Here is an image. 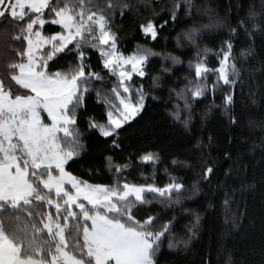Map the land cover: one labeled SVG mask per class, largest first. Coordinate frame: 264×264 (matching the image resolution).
<instances>
[{
    "label": "snow or ice",
    "instance_id": "snow-or-ice-1",
    "mask_svg": "<svg viewBox=\"0 0 264 264\" xmlns=\"http://www.w3.org/2000/svg\"><path fill=\"white\" fill-rule=\"evenodd\" d=\"M157 3L0 0V264H162L165 248L186 259L199 239L201 214L182 209L192 219L178 235L177 216L166 212L175 213L186 191L189 199L202 195L200 183L211 185L213 178L223 207L230 210L236 202L237 189L221 184L211 159L193 164L173 158L161 184L159 152L118 153L125 152L129 138L122 133L148 101L162 99L157 92L167 91L168 113L185 130L195 105L209 97L230 124L238 123V88L246 76L264 77V0L259 10L228 6L222 16L194 0H169L159 10ZM117 16L132 17L152 41L178 24L188 25L176 37L177 48L192 52L187 71L177 75L185 62L172 53L140 44L127 51ZM52 26L58 30L48 31ZM204 37L212 38L213 47ZM156 57L162 58L158 69L151 65ZM249 101L264 106V93L258 100L250 92ZM93 134L110 142L108 154L102 167L77 174L71 164L88 153L86 141ZM208 140L211 144L212 137ZM137 165H151L152 172L132 177ZM194 167L200 168V180L189 188L175 173ZM231 171L223 175L230 178ZM102 173L109 182H92ZM157 205L161 211L151 212ZM236 215L225 222L235 223ZM198 255L199 264H215L210 252L201 249ZM223 264L241 262L230 251Z\"/></svg>",
    "mask_w": 264,
    "mask_h": 264
},
{
    "label": "trees",
    "instance_id": "trees-1",
    "mask_svg": "<svg viewBox=\"0 0 264 264\" xmlns=\"http://www.w3.org/2000/svg\"><path fill=\"white\" fill-rule=\"evenodd\" d=\"M169 0H159L156 9L160 4H167ZM195 4L201 7L215 9L221 16L228 6L244 5L242 11H246L248 6L255 5L260 9L261 0H194ZM144 15L148 11L142 10ZM167 19V17H164ZM136 19H140L137 17ZM206 23V17L201 20ZM116 23L123 25L122 36L126 39L122 47L131 51L137 44L152 48L156 52L172 53L180 56L185 64L177 66V75L182 76L186 71L187 60L192 52L186 48H177L176 37L186 24H178L175 30L165 31L156 41L150 37L145 38L140 32L136 20L132 17H125L123 20L117 16ZM47 27V26H46ZM58 30L57 26L48 28V31ZM183 43V41H182ZM218 43V41H217ZM257 48H260V41L257 40ZM204 44L213 47L212 38L204 37ZM162 62L161 57L153 58L151 65L159 68ZM95 63V56H93ZM259 66L257 62V67ZM256 92L257 99L264 93V77L257 75L254 79L245 77L244 86L238 88L237 103L235 105V115L238 123H229L227 115L211 106V97L201 100L195 105V113L190 130H185L183 126L173 120L168 109L171 103L167 100V91L156 95L162 97L159 101H148V107L140 118L127 129L126 150L118 155L139 154L141 150L147 149L160 153L161 163L157 166L159 170L158 180L164 183L167 177L163 175L165 167L171 168V160H190L193 164L211 159L218 169V179L227 188L237 189L236 202L232 204L230 210H226L222 201L223 194H216L215 188L217 179L213 178L212 184L200 183L202 195L192 197L190 191H186L182 197V205H176V211L166 212V217L176 215L177 223L175 231L178 235H183L184 226L189 224L192 217L182 209H190L201 214L200 233L198 241L194 242L192 254L185 259L183 254L177 256L169 253L165 248L161 257L162 264H189L195 262L199 264V253L201 249L210 252L215 264H223L228 252H233L235 258L241 264H264V106L251 105L249 93ZM220 97L217 96L216 104H220ZM90 101V107H91ZM101 109H97V112ZM206 114V115H205ZM209 136L212 142L209 144ZM201 147L197 148V143ZM89 146L88 153L78 162L71 164L70 170L75 169L77 174L86 173L89 168L102 167L103 157L108 153L105 151L107 143L98 134H93L87 138ZM229 154V159L225 154ZM231 169V177H225L223 173ZM146 174L152 172L151 165L136 166L132 171V177H136L139 171ZM200 168L183 169L175 174L183 176L185 183L189 186L193 182L200 180ZM88 179V175H84ZM92 182H109L108 174L102 173L99 179ZM241 184L245 185L240 190ZM211 189V190H210ZM209 200L214 202L213 207H209ZM151 212H160V207L154 206ZM235 223L231 220L226 223L225 217L237 214ZM167 242L165 241V244Z\"/></svg>",
    "mask_w": 264,
    "mask_h": 264
}]
</instances>
